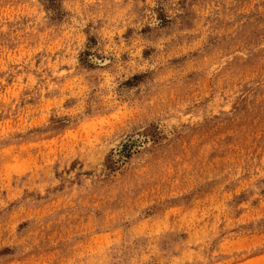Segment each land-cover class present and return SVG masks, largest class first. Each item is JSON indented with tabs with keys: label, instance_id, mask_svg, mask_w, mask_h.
<instances>
[{
	"label": "clouds",
	"instance_id": "clouds-1",
	"mask_svg": "<svg viewBox=\"0 0 264 264\" xmlns=\"http://www.w3.org/2000/svg\"><path fill=\"white\" fill-rule=\"evenodd\" d=\"M5 4L0 0V7ZM154 4L26 0L22 7L27 11L16 14L11 27L7 20L0 22V50L23 48L26 53L13 62L26 75L23 88L32 95L58 96L67 109L53 127L40 125L30 140L0 136V247L14 248L10 264H131L113 259L112 246L96 237L114 232L124 221L133 231L145 198L159 202L190 192L192 185H211L216 200L201 196L202 214L192 222L191 239L173 244L156 264H212L215 253L208 249L220 218L226 219L225 197L264 188V116L224 127L210 141L182 143L194 127L233 116L225 106L233 102L234 92L239 94L237 83L264 86V60L245 80L224 51L178 42L176 34L153 41L134 32L127 38L129 28L138 30L148 22L147 9ZM89 37L98 44L88 50L96 52L102 45L107 57L88 56L91 68L79 60ZM102 120V127L85 135L86 128ZM53 138L56 151L49 155L44 141ZM122 142L140 152L136 167L125 166L119 179H99L96 165L109 150L116 149L120 154L112 158L123 163ZM78 160L86 161L84 167L77 163L69 171ZM17 163H26V170L12 171ZM114 202H124L117 214L111 211ZM21 222L28 227L17 231Z\"/></svg>",
	"mask_w": 264,
	"mask_h": 264
},
{
	"label": "rangeland",
	"instance_id": "rangeland-1",
	"mask_svg": "<svg viewBox=\"0 0 264 264\" xmlns=\"http://www.w3.org/2000/svg\"><path fill=\"white\" fill-rule=\"evenodd\" d=\"M25 3L26 0H6L5 6L0 7V22L7 20L6 26L11 27L15 23V15L27 11V8L22 7ZM141 12L145 10L141 9ZM146 14L148 22L138 30L129 28L125 33L127 38H131L134 32L153 41L161 36L176 34L178 42L190 41L208 52L224 51L231 55L234 69L245 73V80L246 74L264 60V49L256 50L264 42V0H155ZM156 21L159 23L155 28L151 27ZM97 44L96 37L88 38L85 50L79 54L82 65L93 67L88 63L90 55L101 60L107 58L101 51L102 45L96 52L88 50L97 47ZM141 51L145 56L148 55L147 49ZM24 58L26 53L23 48L18 52L11 47L6 51L0 50V136L16 140L32 139L33 134L40 131L39 126L42 124L53 127L61 112L67 110L64 108V99L47 92L32 95L23 88L22 85L28 82L26 75L17 71L18 65L13 62ZM40 63V59L35 60L37 67ZM72 86L69 84V87ZM236 89L239 94L234 92L233 102L225 106L226 109L233 110V116L213 117L203 125L194 127L188 133L190 139H183V144L195 145L210 141L224 127L252 122L264 116V86L259 82L242 81L236 84ZM226 119L229 124L224 123ZM103 124V120L99 125L93 122L85 129V135ZM152 134L155 135L154 132ZM44 143L49 155L56 151L55 138L46 139ZM122 144L120 151L126 157L123 163L113 160L114 153L120 154L116 149L109 150L96 165L100 167L99 179L110 180L113 176L119 179L125 166L136 167L140 152L133 151L134 144ZM77 163L83 168L86 161H73L69 171ZM117 164L119 167H116ZM26 167V163H17L12 171L21 173ZM172 171L173 169H168L170 174ZM212 193L211 185H192L190 192L171 195L159 202L145 198L143 211L136 217L139 223L133 231H129L133 226L124 221L119 229L113 226L116 229L114 232L105 231L96 240L100 244L112 246L110 255L113 259L119 257L122 262L131 264H156L159 258L171 252L173 244L191 239L192 222L202 214L198 201L203 195L209 198L210 203L214 202L216 197ZM225 198L229 204L226 219L220 218L218 235L208 249L215 253L212 264H264V188L258 193L239 191L235 197L229 194ZM123 206L124 202H114L111 206L112 213L117 214L118 209ZM27 227V222H21L17 225V231L26 230ZM13 252L14 248L7 243L0 247V264H10Z\"/></svg>",
	"mask_w": 264,
	"mask_h": 264
}]
</instances>
